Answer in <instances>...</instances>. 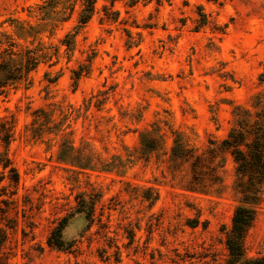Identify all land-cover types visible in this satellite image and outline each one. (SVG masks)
I'll list each match as a JSON object with an SVG mask.
<instances>
[{
	"label": "rangeland",
	"instance_id": "374dc122",
	"mask_svg": "<svg viewBox=\"0 0 264 264\" xmlns=\"http://www.w3.org/2000/svg\"><path fill=\"white\" fill-rule=\"evenodd\" d=\"M44 1L0 0V35L45 56L0 99V264H227L241 196L219 146L264 93V0H98L83 28ZM245 255L264 264V201Z\"/></svg>",
	"mask_w": 264,
	"mask_h": 264
},
{
	"label": "trees",
	"instance_id": "16d2710c",
	"mask_svg": "<svg viewBox=\"0 0 264 264\" xmlns=\"http://www.w3.org/2000/svg\"><path fill=\"white\" fill-rule=\"evenodd\" d=\"M97 2L98 0H46L40 8L42 20L50 22L59 17L62 21H66L69 17H64L65 11L76 10L78 5L80 10L78 25L83 28L94 15ZM15 28L17 35L22 39L30 36L35 29L34 27L27 29L19 23ZM64 44L71 51L74 48V36L67 34ZM35 50L21 47L6 34L0 35V99L6 98L12 90L29 81L30 74L45 57L43 54H37ZM84 71V67L75 71L76 81ZM261 79L264 81V72L261 74ZM233 113L234 123L219 148L223 152H228L234 160L236 166L234 189L241 196L234 211L232 228L227 235V248L230 255L227 264H241L247 261L245 241L256 221L257 208L264 201V93L256 95L253 109L237 105ZM149 135L146 132L141 135L144 152H152L156 149V139H149ZM179 137H176L173 154L179 159L192 158L193 156L189 157L186 154L188 151L183 148V145L179 144ZM78 206V213L85 214L87 218L92 217L94 207L91 204L87 205L86 199L82 196ZM62 230L60 229L56 236L51 237V244L55 239L56 245H63Z\"/></svg>",
	"mask_w": 264,
	"mask_h": 264
}]
</instances>
